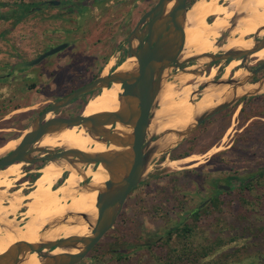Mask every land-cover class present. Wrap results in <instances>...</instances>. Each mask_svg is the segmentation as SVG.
Instances as JSON below:
<instances>
[{"label": "rangeland", "instance_id": "rangeland-1", "mask_svg": "<svg viewBox=\"0 0 264 264\" xmlns=\"http://www.w3.org/2000/svg\"><path fill=\"white\" fill-rule=\"evenodd\" d=\"M37 1L41 0H0V67L2 69L0 75L7 71L2 68L3 60H10V64L20 59L30 61L49 46L62 42H67L70 48L60 55L63 64L54 77L55 80L40 79L37 84L39 90L30 89L32 83L30 80L20 82L17 87H7L9 82L0 80V157L12 151L22 136L28 133V128L36 120L34 114L36 109L44 107L45 102L58 99L64 90L91 80L92 60L99 61L97 65L99 70H96L99 75L105 71L108 73L113 67L117 69L123 65L127 58L123 53L131 30L143 12L151 9L158 2V0H107L108 2L102 5L106 6L110 2L111 6L103 7L101 12L90 13L81 20V23L77 16L71 15L68 18L65 12L61 15L54 12L56 16L53 18L51 12L36 14L32 11L17 21H6L1 18L10 10L18 9V5H30ZM204 1L215 4L214 1L208 0H190L188 8L191 9L192 6ZM220 3L229 6V0H221ZM203 17L206 24L213 23L206 22L207 16ZM233 18L225 20L226 24L231 26ZM196 21L197 19L186 18V46L182 58L193 52L197 53V48L190 46L189 37L196 28L199 30L201 27L197 25L188 27L190 23L195 25ZM12 27L16 29L12 30ZM241 33L242 31H239L238 35L235 33L232 39L244 45L243 41L239 43ZM213 38L214 36H211V39ZM224 43L226 44L227 41ZM217 51H208L207 54L216 53L217 56L223 54V50ZM252 59L255 60L254 57L250 58L249 70L264 61L254 62L251 61ZM119 61L123 62L117 65ZM111 62H115V65L110 67ZM213 64L216 66L210 73L208 66L200 77L209 76L214 72L213 81L222 78L229 63L219 61ZM240 66L231 72L229 78L234 77L236 72L241 70L244 72ZM193 68L189 66L187 69L193 70ZM56 81L65 84L63 90H56ZM194 83L192 81L183 84L181 80L171 77L167 85L183 90L185 86ZM207 83L204 82L202 85L205 86ZM47 85L54 90L53 96H45L48 92L45 89ZM91 97L85 98V105ZM246 100L243 111L237 113L236 117L235 112L239 108H233L234 105L231 107L228 119L224 116L213 118L200 129L198 127L176 150L178 152L189 150V156L199 158L198 160L174 168L164 166L155 177L151 174L158 168L156 163L151 162L145 183L142 182L141 187L130 196L123 210V216L105 239L104 245L116 236H123L124 246L119 247L118 238H116L117 245L124 250V254L132 257L128 264H264V94ZM196 101L201 104L193 108L197 103H192L189 106L190 110L202 112L213 102L203 103L199 94L195 96ZM176 102H179V98L170 96L165 104L167 106L159 105L158 115L161 120L170 118L167 108ZM75 107L73 105L69 110L72 108L73 112L80 110L79 106ZM187 111L186 108L181 109L177 116L173 117V121L181 128L179 132L187 128L179 126L182 116ZM53 117L51 114L49 119ZM83 130L84 128L78 127L75 137ZM149 134L155 136L151 129ZM76 144H78L77 139ZM172 151L166 156L170 157ZM175 161H179V158ZM56 165L61 167L60 163ZM20 172L23 179L22 165ZM64 179L65 177L61 179L60 173L55 184L59 182L58 185H62ZM9 180L13 186L16 184L12 179ZM37 180L33 190L23 188L21 195L25 196L26 192L30 191L35 194ZM230 180L237 182L230 183ZM250 180L253 182L252 188L249 191L241 190L243 183L247 184ZM31 185L26 184L24 187H32ZM219 185L228 186L231 190L223 191L222 188H218ZM19 189L22 188H17ZM3 191L4 188L0 187V192ZM11 195L8 194V197ZM213 200L217 203L213 204ZM28 203V201L24 202L22 210L15 216L18 222L23 218L22 213L26 211L25 205ZM69 204L68 201L67 205ZM4 206H7V203ZM36 208L34 206L33 210L35 211ZM197 213L198 216L195 217ZM184 229L188 231L186 234ZM46 230L49 228L40 226L36 231L43 234ZM149 243L150 247H145ZM102 249L105 251L103 247ZM96 252L80 264H104V262L108 263V260H110L108 264H112L109 254L105 252L100 256ZM119 264H127V262Z\"/></svg>", "mask_w": 264, "mask_h": 264}, {"label": "water", "instance_id": "water-1", "mask_svg": "<svg viewBox=\"0 0 264 264\" xmlns=\"http://www.w3.org/2000/svg\"><path fill=\"white\" fill-rule=\"evenodd\" d=\"M189 1L159 0L152 9L141 17L127 39L129 46L127 58H136L137 70L126 73L114 72L107 76L102 75L68 97L57 101L32 123L28 128L31 131L22 136L21 142L13 151L0 157V171L20 163L34 165L42 161L47 163L66 161L73 165L80 164L83 169L88 168V166H102L107 170L109 176L104 189L99 191L97 197L98 214L91 237L72 236L55 242L40 244L18 242L6 253L0 255V264H20L22 259L30 254H37L42 260L41 264L81 263L114 227L131 192L147 177L154 157H158L162 153L170 154L209 118L233 107L241 100L264 94L258 90L253 93L238 94V89L247 85L260 84L262 86L264 84V76L253 82L257 73L264 71V64L255 71H250L248 68L251 56L264 49V35L253 37L256 48L251 51H223L221 56L205 54L193 56L187 60L182 58L186 46L185 29L186 18L190 11L188 8ZM237 20L238 16H234L228 31L216 42L217 47L222 48L226 45L224 41H228L230 38L231 30L237 26ZM67 47V44L56 47L33 61L18 64L16 68L36 66ZM202 60L200 68L193 71V74L198 77L203 74L206 67L219 61H241L240 69H243L246 75L241 79L233 77L224 80L222 77L217 81L208 82L202 89H197L193 95V104H196L195 96L199 94L202 98L204 90L210 86L230 87V98L221 105L196 117L195 122L186 132L167 130L159 133L158 140L154 142V135L149 134V129L156 113L160 110L158 97L162 90V82H169L170 78L174 76L172 74L174 69H179L180 72L185 71L187 68L182 69V66L187 64L196 66ZM180 72L177 75H180ZM177 75H175V79ZM114 84H118L122 88L117 112L102 113L91 117H85L82 113L72 118L53 117L48 119L49 115L54 116L56 112L67 107L81 96L99 92L104 88L112 87ZM118 124L132 130L129 138L115 135L114 129ZM74 127L86 128L89 133L98 136V140L103 141L107 146L116 145L124 150L91 154L79 149L36 148L42 138L54 129H72ZM104 128H109L110 131H102ZM174 136L176 137L175 141L173 140ZM146 140H148L147 147L143 148ZM172 142L174 143L171 144ZM43 154H47L48 157H44ZM36 155L39 156L35 157ZM67 176L68 172L64 173L63 177L66 178ZM81 176L83 177V175ZM82 182L83 184L80 183L82 188L88 187V179H84ZM225 190H230V188L225 187ZM70 216L87 219L86 215ZM78 245H81L82 248L77 253L65 252L60 255H52L57 249L73 250Z\"/></svg>", "mask_w": 264, "mask_h": 264}, {"label": "bare ground", "instance_id": "bare-ground-1", "mask_svg": "<svg viewBox=\"0 0 264 264\" xmlns=\"http://www.w3.org/2000/svg\"><path fill=\"white\" fill-rule=\"evenodd\" d=\"M208 1H214L217 5L204 1L194 5V7L192 6L193 8L191 7L188 12V19H197L195 25H191L190 23V26L188 27H194L197 25L198 27L200 26L201 29L199 28L198 30L196 28L189 37V41L191 42L190 46H195L197 48V53L194 54L193 52L191 55L183 56V59L187 60L193 56L205 55L208 51L234 50L246 52L255 49L256 43L254 42L253 37L264 35V30L262 31L264 28V0H229V6L220 5L221 0ZM203 16H207L206 22L208 23L211 16L215 19L211 25H208L204 22ZM234 16H238V20L237 26L231 30V37L228 39L224 47H217L216 42L218 39H220L230 28V25H227L225 20H229ZM239 31H242L239 37V43L243 41L244 45L238 44L236 40L232 39V36L235 33L238 35ZM211 36H214V38L211 39ZM251 57H254L258 62H261V60H264V49L256 52ZM202 62L203 60L196 66H193V70L186 69L177 76V80L180 81L181 79L183 84L195 81L193 85L185 86L183 90H178L175 86L167 85L165 81L162 82V94L160 93L158 97L159 104L163 105V107L167 106L165 104L170 96L179 98V102L171 103V106L168 105L169 107L167 108V111L168 117L170 118L163 120V122H161V119L159 118V113H156L150 126V129L153 130L155 135L167 130L179 131L181 128H179L178 124L173 121V117L177 116L181 109L186 108L188 110L184 113L182 120L179 123V126L187 127L183 131L186 132L195 122L196 117L221 105L230 98V87L210 86L204 90L202 94V102L213 101L212 104L202 112L189 109L198 84L213 81L215 78L214 72H211L209 76L207 75L203 77H198L193 74V71H197L200 68ZM237 64L238 66L241 65L239 61L230 62L223 75L224 80L229 78L231 72L237 67ZM114 65L115 62H111L109 66L111 67ZM137 68L138 62L136 58H127L123 65L119 66L115 72L126 73L135 71ZM107 75L108 73L105 71L103 76ZM245 75L246 74L241 70V72H236L234 77L241 79ZM256 90L264 93V84L262 86L260 84L247 85L242 89H238V94L253 93ZM120 94H122V88L118 84L100 90L98 94L88 101L83 110V115L85 117H91L102 113L117 112L119 110ZM200 104L201 103H197L193 108H197ZM164 109H166V107ZM50 116L51 115L48 116V119ZM77 128L78 127H74L72 130L66 128L61 130L54 129L42 138V140L36 145V148L52 150L79 149L91 154L111 153L124 150L116 145L107 146L103 141L98 140V136L89 133L86 128L75 137ZM30 131L31 129L28 130V133ZM102 131L109 132L110 129L104 128ZM114 133L116 136L129 138L132 134V130L118 124L116 129H114ZM75 138L78 140V144H76ZM175 138L176 137L174 136V141L176 140ZM21 140L22 138L18 141L17 146ZM173 143L174 142L171 144ZM15 146L12 148V151L17 147ZM198 159L199 158H195L194 156H189L183 160L168 162L166 166L174 168L180 165H189ZM56 163H60L61 167L57 166ZM20 166L21 164H16L0 171V187L4 188V191L0 192V255L6 253L15 243L18 242L40 244L55 242L72 236L83 238L91 237L92 228L98 214L96 208L97 197L99 191L104 189L105 183L109 179L107 170L102 166H88V168L83 169L80 164H67L66 161L51 162L45 164L40 170L41 176L37 180V190L35 194L28 193L24 196L21 195V190H18L12 193L9 198L7 192L14 187L9 179H12L14 182H18L22 179ZM66 172H69L68 178H66L62 185L55 187L58 184V182L55 184V181L60 177V173L62 179ZM81 175H83V177ZM84 179H88L89 185L88 187L82 188L80 183ZM26 201L29 202L25 205L26 211L22 213L23 218L18 222L15 216L22 210L23 204ZM68 201L70 203L69 205H67ZM6 203L7 206H4ZM34 206L37 207L35 211L33 210ZM70 215H86L87 219L81 217L75 218ZM26 219L28 221H26ZM40 226L49 228V230H46L43 234H39L36 230ZM81 248L82 246L78 245L73 250L57 249L52 255H60L65 252L77 253ZM41 263L42 260L37 254H30L24 257L20 262V264Z\"/></svg>", "mask_w": 264, "mask_h": 264}, {"label": "flooded vegetation", "instance_id": "flooded-vegetation-1", "mask_svg": "<svg viewBox=\"0 0 264 264\" xmlns=\"http://www.w3.org/2000/svg\"><path fill=\"white\" fill-rule=\"evenodd\" d=\"M110 1V0H108ZM107 0H41V1H37L35 3H33L35 6L32 8V12L33 13H36V14H39V13H42V12H51V18H53L54 16V12H58V15H61L62 13H66L68 15V18L73 15V16H77L78 17V20H80L79 22L81 23V20L84 19L85 17H88V15L90 13H94V11H100L102 10L103 7H107V6H111L110 5V2L108 4H106V6H103L102 4L103 3H107L108 2ZM113 1V0H111ZM159 1V0H158ZM157 4V3H156ZM155 4V5H156ZM154 5V6H155ZM114 6V5H113ZM153 6V7H154ZM45 7H48V8H45ZM121 7V6H120ZM152 7V8H153ZM151 8V9H152ZM150 8L147 10L149 11ZM147 11H144L143 14L141 15V17L147 12ZM50 16V15H49ZM141 17L138 19V21L136 22L135 26L137 25V23L139 22V20L141 19ZM213 19V20H212ZM214 17H211L209 18V22H213L214 21ZM103 25L105 26V23H103ZM135 26L133 27V29L135 28ZM50 28V27H49ZM47 28V30L49 29ZM83 28V27H82ZM12 30L16 29V27H12L11 28ZM132 29V30H133ZM35 30V29H34ZM131 30V32H132ZM49 31V30H48ZM52 32V31H51ZM104 32V31H102ZM101 32H99L100 34ZM129 37V36H128ZM128 39V38H127ZM64 44H67L68 47L59 52L58 54L56 55H53V56H50L48 58H46L45 60H43L40 64L36 65V66H33V67H21V68H16V66L18 64H23V63H26V62H30V61H33L37 58H39L41 55L47 53L48 51L56 48V47H59L61 45H64ZM70 48V45L67 43V42H62V43H58V44H53L52 46H49V48L47 50H45L43 53H41L40 55H38L35 59L33 60H30V61H26L24 59H20V60H17L16 63H11L10 64V60H3V64H2V68L3 70H7L4 74H1L0 75V80L2 81H8L9 82V86L7 87H17V85L24 81V80H27V81H31L32 83L30 84V89L31 90H34L36 91L37 88L38 90L40 89V87L37 86L38 84V81L42 78H48V79H54V77L58 74L57 72L60 70L61 68V65L63 64L61 62V58H60V55L63 54L65 51H67L68 49ZM128 49H129V46L127 44V47L126 49L124 50V55L127 56V53H128ZM139 49V48H138ZM84 53H86L84 51ZM73 57V56H72ZM98 57V56H97ZM251 61H254L255 60H251ZM93 62V63H92ZM91 62V65L93 66V68H91L93 70V74L91 76V80L88 82V83H84L83 85H78V86H75L73 87L72 89H66L63 91V93L60 95V97L58 99H56L55 101L53 102H45V106L42 107L41 109H36L37 111L34 113L36 114V119L46 110H48L49 108H51L57 101L59 100H62L66 97H68L70 94H72L73 92L85 87L86 85L92 83L93 81H95L96 79H98L99 77H101L103 74H100L99 75V72L96 71V70H99L97 67V65H99V61L98 59H94L92 60ZM123 62V61H122ZM121 61L117 62L116 64L117 65H120L122 63ZM227 63L230 64L231 61H226ZM258 62V61H257ZM217 64V63H216ZM216 64H212L210 67H209V73L210 71L212 70V68H214L216 66ZM228 64V65H229ZM264 64V61L262 63H259L256 67H252L250 68L251 71H255L257 70L260 66H262ZM227 65V66H228ZM189 66H192V64H187V65H184L182 66V69H185V68H188ZM238 67V66H237ZM236 67V68H237ZM114 68V67H113ZM111 68V71L108 72V75H111L113 72L116 71V67L113 69ZM236 68L234 70H236ZM23 69H28V70H23ZM1 67H0V71H1ZM233 70V71H234ZM96 71V72H95ZM180 72L179 69H174L172 71V74H174L173 78H175V75H177L178 73ZM262 76H264V71L262 72H259L257 73V75L255 76L254 81L260 79ZM53 77V78H52ZM233 78V77H232ZM217 79V78H216ZM5 82V83H6ZM57 82V81H56ZM195 82V81H194ZM7 84V83H6ZM203 83H201V85H198V89L199 88H202L204 85H202ZM64 86L65 84L62 82H57V85H56V90L58 91H61L64 89ZM6 87V88H7ZM45 87V86H44ZM45 89L48 91L45 96H53V92L54 90H51V87L50 86H46ZM29 90V89H28ZM45 91V90H44ZM95 93L97 92H93V93H90V94H87V95H84V96H81L80 98L74 100L70 105H68L67 107L59 110L58 112H56L54 114V117L55 118H72V117H75L77 115H80L82 114V109L84 110L85 108V104H84V100L86 97H91L92 95H94ZM93 97V96H92ZM91 97V98H92ZM90 98V99H91ZM247 101V100H246ZM197 103V101H196ZM244 104H245V100L244 101H240L238 102L233 108H239L236 112H235V117L237 115V113H241L244 109ZM75 105L76 107L79 106L80 110L79 111H76V112H73V108L69 110V108L71 106ZM85 105V106H84ZM243 105V106H242ZM75 107V108H76ZM232 108L230 109H226L218 114H216L215 116L209 118L208 120H206L204 123H202L198 129H200L201 127H203V125H205L207 122L211 121L213 118L215 117H219V116H224L226 119L229 118V115H230V112H231ZM159 138V135H155L153 137V141L156 142ZM147 142L148 140H146V142L144 143L143 145V148H146L147 147ZM183 145V144H182ZM182 145L178 146L177 148H175L174 151H172V154L170 155V157L166 156L167 154L165 153H162L161 155H159L158 157H154L152 162L156 163V167L158 168L157 170H155V172L152 175V177H155L156 175H158L159 172H161L162 170V167L166 166V163L168 160H172V161H175L177 158H179V160H183L185 159L186 157L184 158H180V155H182L184 152H189V150L187 151H176L177 149H179ZM185 154V153H184ZM44 157H48L47 154H43ZM35 157H38V156H35ZM189 157V156H188ZM22 165V169H24V178L21 179L20 181L16 182V184L14 185V188L10 191L11 193H14L17 190V188H22V189H19V190H23V188L26 190H33L34 188V184H35V181L38 179L36 178L37 175L40 176L39 174V170L45 165L47 164L46 161H42V162H38L34 165H26L25 163H20ZM18 164V165H20ZM68 176H69V172H68ZM68 176L66 178H68ZM66 178L64 179V181L66 180ZM62 180H63V177H62ZM229 180V179H228ZM63 181V182H64ZM233 182H237V181H234V180H230V183H233ZM59 183V182H58ZM145 183V182H144ZM26 184H32L31 186L32 187H24V185ZM60 185H56L55 187H59ZM141 187V184L136 187L130 194V196L132 195V193L136 192L139 188ZM225 187H228V186H218L219 189L222 188L223 191H226L225 190ZM230 188V187H229ZM231 189V188H230ZM8 192L10 195L11 193ZM31 192V191H30ZM30 192H26V194L30 193ZM130 196L128 197L125 205H124V208L125 206L127 205L128 203V200L130 198ZM123 208V210H124ZM200 208V207H199ZM123 210L120 214V216L118 217L115 225H117L118 221L120 220V218L123 216ZM196 211V210H195ZM19 221V220H18ZM115 225L114 227L102 238V240L94 247V249L89 253V255L85 258H89L90 255H92L93 253L96 252V250H98L96 253L100 256L105 254H109L110 255V259L111 260V263L112 264H119L120 262L121 263H125L127 262L128 264V261L130 260L131 261V258L129 255H126L124 254V250L123 249H120L119 247L120 246H124V244L122 242H124L125 238H123V236H116V238H118V240L120 241V245L118 247V240L115 238V239H112L111 242L107 243L104 245V241L107 237H109V234L112 232V230L115 229ZM119 238H122V239H119ZM131 242V241H129ZM150 243L149 244H146L145 247L149 248L150 247ZM102 247L104 248L105 251H103ZM106 255H105V259H106ZM84 259V260H85ZM110 260H108V263H109ZM107 262H104V264H108ZM80 264V263H79Z\"/></svg>", "mask_w": 264, "mask_h": 264}, {"label": "trees", "instance_id": "trees-1", "mask_svg": "<svg viewBox=\"0 0 264 264\" xmlns=\"http://www.w3.org/2000/svg\"><path fill=\"white\" fill-rule=\"evenodd\" d=\"M18 6H19L18 9L16 8V9L10 10L8 14H5V15L1 16V18L5 19L6 21H10V20L17 21V20H20L23 17H25V15H27L29 12H31L32 8L35 5L34 4H30V5H26L25 4V5H18ZM189 154H190V152L182 154V155H180V158L188 157ZM36 178H39V175H37ZM243 184L244 185L241 187V190H244V191H249L252 188V186H253V182L251 180L249 182H247V184H245V182ZM212 203L214 204V203H217V202H216V200H213ZM197 216H198V213L195 214V217H197ZM183 231L185 232V234L188 232L187 229H184ZM190 256L191 255H188V257H190Z\"/></svg>", "mask_w": 264, "mask_h": 264}]
</instances>
